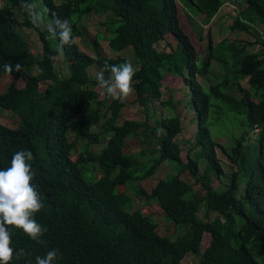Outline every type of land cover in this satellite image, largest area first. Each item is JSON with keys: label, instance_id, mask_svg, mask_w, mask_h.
I'll list each match as a JSON object with an SVG mask.
<instances>
[{"label": "trees", "instance_id": "1", "mask_svg": "<svg viewBox=\"0 0 264 264\" xmlns=\"http://www.w3.org/2000/svg\"><path fill=\"white\" fill-rule=\"evenodd\" d=\"M241 1L243 10L228 26L234 39L217 44L207 39L196 52L179 27L177 4L188 12L190 29L201 42L202 26L223 0H42L49 23L55 16L72 25L74 42L60 55L58 39L47 26L37 30L30 23L21 9L23 0H0V85L1 79L8 81L0 92V109L18 120L13 129L0 124V170L11 166L15 152L31 151L33 184L43 203L35 219L47 229L41 244L10 228L11 246L24 250L11 264H35L37 256L53 249L58 250L56 264H181L187 255L199 256L203 234L209 235V243L195 264H264V37L254 30L264 31V0ZM97 13H108V50L132 53L137 72L130 104L142 108L140 119L118 122L125 104L109 98L102 110L105 99L97 100L90 88L97 81L89 79V67L129 61L102 55L97 39L88 41L93 56L78 49L80 20ZM24 29L36 31L39 54ZM252 32L254 41L238 38ZM158 43L161 51L155 48ZM255 45L260 48L252 52ZM55 57L65 62L67 76H57ZM8 61H19L21 70L6 74L3 65ZM211 62L224 74L218 83L202 87L196 76L208 74ZM166 76L178 78L187 89L186 104L195 122L197 152L185 163L175 140L182 124L178 103L160 101L164 115L159 119L152 121L148 114L149 104L161 97ZM221 115L241 129L229 138V152L217 143L218 133L211 134L207 121L211 116L216 125ZM97 126L107 138L95 151ZM137 136L153 140L154 159L138 162L128 150L127 140ZM216 149L232 167L221 187L212 186L210 179L220 175ZM199 160L205 164L202 171ZM165 162L174 165L175 173L134 194L154 202L168 222L185 228L174 240L159 236L156 224L139 209L128 211L131 199L120 190L151 178ZM201 208L205 220L198 218ZM209 213L216 216L208 220Z\"/></svg>", "mask_w": 264, "mask_h": 264}, {"label": "rangeland", "instance_id": "2", "mask_svg": "<svg viewBox=\"0 0 264 264\" xmlns=\"http://www.w3.org/2000/svg\"><path fill=\"white\" fill-rule=\"evenodd\" d=\"M59 1L60 0H54V2L56 3ZM42 8H44L43 5ZM243 8H244V4L242 3L241 0H223L222 5L220 6L219 10L214 15V17L210 20V22L202 26L204 28L202 32L203 41L199 42L195 39L196 35L193 34L190 29L189 22L186 18V13L188 12L181 5L177 4V15H178L177 17H178L179 27L182 30V32L189 37V40L192 43L195 51L198 52L207 39H209L212 42V44H217L222 39H228V40L234 39L235 35L230 34L228 30V26L232 23L233 17H235L238 13H240V11H242ZM107 21H108V13L90 14L83 17L78 24L81 35L75 40L78 49L89 54L90 56H93L92 46L88 41L97 39L96 41L99 44V49L102 55L111 58L115 57L116 55H119L123 58L128 59L133 64V66H136V63L132 58V53L130 52L129 49H125L117 54L116 52H112V51L110 52L108 50L107 42L104 37V35H106ZM48 23L49 21L45 18L44 24L41 25V27L37 28V30H42L44 27L48 25ZM254 30L258 33L259 36L264 37V31L261 29V27H256ZM24 32L26 36L30 38L33 51L39 54L40 45L38 44L37 41L36 31L24 29ZM238 38L247 39L248 41H254L256 39L254 37V33L247 38L243 37L242 35H239ZM165 42L172 44V40L170 39V37H166ZM155 48L161 51L162 45L160 43L155 44ZM259 48L260 46L255 45L251 51L257 52ZM53 66L59 78H63L67 76L65 62L62 61L60 57H55L53 59ZM97 70L99 69L96 67H89L87 69V74L90 80L95 79V74ZM209 71L210 72L208 74H205L202 77L196 76L197 82L202 87H206L218 83L224 74V72L220 69V67L217 65L216 62H211ZM7 82H8L7 80L1 79L0 92L4 89ZM164 83L165 86L161 90L160 99L149 104L148 114L152 121L155 119H159L162 115H164V108L160 105V101L162 102L170 99L172 100V102L178 103L177 112L179 113L177 114L181 118L182 124H181V132L176 136L175 140L181 146L180 157L182 162L185 163L187 157L193 158V156L197 152V147L194 145L195 141L193 137L196 129L195 122L193 121L194 119L193 113L189 105L186 104L187 89L182 85V83L178 80V78L173 76H166L164 79ZM241 84L242 86L245 85L244 82H241ZM16 86L21 87L22 83L18 82ZM90 88L96 91L97 100L101 101L105 99L104 100L105 102L102 105V110H103L104 105H106L109 100V97H105V95L103 94V90L100 89L98 86H92ZM133 98L134 97L132 94L127 99L121 101L125 104V106L121 110V114L118 122H122L123 120H134L138 118L140 119L142 108H140L137 105L130 104ZM89 106H92V103H90ZM6 116H10V113L0 109V124L4 125L9 129L16 128V126L18 125V120L15 117L9 118ZM81 116L82 115H79L77 118H80ZM221 117L222 118L216 122V125L212 123L211 116L208 117L207 121L208 123H211V127H210L211 134L214 136L215 133H218L217 135H215L217 143L229 152L230 151L229 138H231L232 136H238V134L241 132V129L238 126H236V124L232 125L228 121H224V120H228V118L225 115H221ZM93 130L94 132L100 135L99 143L97 145H93V149L95 151H98L104 145L107 136L102 134L99 126L95 127ZM257 131L258 130H254V132H252L251 138H254V134H256ZM152 141L153 140L149 137L137 136V137L129 138L126 142V145L128 147V150L136 154V159L138 162L145 163L149 160L154 159L157 156L155 153L151 154L152 147H150V144H153ZM80 145L81 143L78 145L77 150L80 149ZM215 153H216V159L218 160L220 165V175L218 179L213 177V175H210L211 185L214 187H218V186L221 187L222 185H224V183L227 182L228 176L232 172V167L230 166L229 160L221 152L220 149H216ZM204 165H205L204 162L202 160H199L198 171H202L203 168L205 167ZM90 167L92 168V170H96V164H92ZM173 173H175L174 165L172 163L165 162L159 166V168L151 178L139 183L130 182V184H127L126 187H122V189H120L121 191H125V193L129 195L131 199V204L128 208V211L139 209L141 214L150 217L151 220L156 224L157 234L162 237H169L170 240H174L176 236H180L185 231V228L182 225H173L172 223L168 222L165 219V217H163L159 208L154 202L142 200L141 198L136 197L134 192L139 187L147 191L149 187L157 179L164 178ZM182 179L187 180V177H182ZM215 216L216 214L209 213L207 219L212 220ZM198 218L201 220H205V218H203L202 208L198 213ZM208 243H209V235L203 234L200 243L201 247L198 252L199 256H196L197 254L187 255L182 259L181 264L197 263L199 257L202 254V251L206 248Z\"/></svg>", "mask_w": 264, "mask_h": 264}, {"label": "clouds", "instance_id": "3", "mask_svg": "<svg viewBox=\"0 0 264 264\" xmlns=\"http://www.w3.org/2000/svg\"><path fill=\"white\" fill-rule=\"evenodd\" d=\"M21 9L34 27L39 28L44 24V14L48 10L42 8V0H23ZM47 31L53 38L58 39L57 51L60 55H63L65 45L74 42L72 25L67 18L53 16L47 25ZM21 68L19 61H8L3 65L4 72L8 75L18 73ZM105 72L110 75L106 77ZM136 72L137 68L130 61L113 65L105 63L103 68L96 71L95 79L103 94L123 101L134 92L133 78ZM33 159L31 151L20 150L13 154L11 166L0 170V264H11L14 258L20 259L24 256L23 249L17 252L11 246L10 228L22 230L32 241L44 243L42 237L47 229L35 219V215L43 208V203L38 186L33 184ZM58 258V250L53 249L42 257L37 256L35 264H56Z\"/></svg>", "mask_w": 264, "mask_h": 264}]
</instances>
